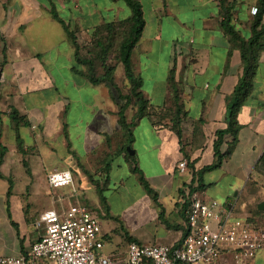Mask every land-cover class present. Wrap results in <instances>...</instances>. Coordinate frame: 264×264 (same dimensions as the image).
Returning <instances> with one entry per match:
<instances>
[{
  "label": "crops",
  "instance_id": "obj_1",
  "mask_svg": "<svg viewBox=\"0 0 264 264\" xmlns=\"http://www.w3.org/2000/svg\"><path fill=\"white\" fill-rule=\"evenodd\" d=\"M119 1L124 3L123 0H0L1 143L6 147L0 165V256L18 255L28 248L40 234V230L33 227L35 217L56 207L54 202L46 207L31 193L14 188L9 192L7 183L17 173L28 175V170L23 168L24 161L31 165V175L36 173L28 154L32 150L36 157V149L44 150L46 133H64L68 140L67 133L68 142L74 143L78 157L83 156L79 150L94 152L93 157L103 167L95 172L94 179L102 182L109 178L104 190L109 211L100 199L91 203L101 208L106 217L111 215L109 195L120 185L125 186L123 181L113 177L115 160L120 157L127 160L124 155H115L112 137L122 130L114 105L106 106L98 88L85 80H80L82 86L76 87L72 94L62 92V87L69 84L68 80H75L76 74L72 71L73 60L66 62L68 35L60 30L55 23L59 22L51 13L54 7L68 24L76 22L81 28L91 29L104 20L129 17L131 10ZM140 1L146 25L132 52L135 72L143 78L142 89L150 106L162 110L172 100L168 79L175 67L185 116L181 139L171 126H153L145 119H141L133 131L134 143L137 130L148 137L141 147H134L135 154L131 156L136 157L153 189L147 193L149 203L156 205L157 211L154 222L147 220L152 226L139 232L130 227L129 233L131 240L140 244L175 246L183 242L189 230L186 215H183L188 186H197L200 182L196 172L218 161L217 131L228 126L227 105L243 75V61L241 50L233 46L222 27L220 0ZM229 1L235 4L232 11L235 28L248 39L255 17L252 9L258 7L259 0ZM73 6L76 7L74 14ZM52 85L55 91L46 94V86ZM12 108H16L21 117L18 127L10 113ZM237 122V135L229 133L223 137L220 166L202 175L203 187L198 192L207 201L227 203L232 201L233 191H237V196L251 182L258 187L256 182L263 179L264 165L260 160L264 155V48L259 50L253 88L238 111ZM25 152L28 154L24 155ZM182 160L188 162L186 172L177 167ZM116 167L121 168V164ZM74 170L83 180L81 188H86L87 181L98 194L80 168L77 166ZM260 189L264 191V187ZM257 212V216L264 214L259 208ZM102 230L108 242L109 229L102 227ZM218 264L236 262L232 254L225 253ZM246 264H264V249Z\"/></svg>",
  "mask_w": 264,
  "mask_h": 264
},
{
  "label": "rangeland",
  "instance_id": "obj_2",
  "mask_svg": "<svg viewBox=\"0 0 264 264\" xmlns=\"http://www.w3.org/2000/svg\"><path fill=\"white\" fill-rule=\"evenodd\" d=\"M117 1V0H116ZM124 1V0H123ZM121 5L125 6L122 1H119ZM75 6H73L71 12L74 14ZM65 15V14H64ZM121 20L120 19H112L107 21H101L93 28L87 27H79L78 23L76 22H69L71 30H73L78 38V42L82 46L81 54L84 57L92 58L95 62V67L97 73L103 72V68L101 65V61L98 58L99 47L96 42V35L101 39H105L106 34L102 31L100 27L105 25L109 22H116ZM60 30L66 33L63 27L55 22ZM118 24V23H117ZM127 31L126 25H118L116 28V34L113 40V48L109 53V60L112 65H116L118 63V56H119V45L121 38L125 36ZM95 32V33H94ZM67 34V33H66ZM67 59L66 62L68 63L70 58L73 60V64L79 70L85 71L86 67L80 64H77L74 58L73 53V43L72 40L67 37ZM72 66V68L74 67ZM72 71L76 74L75 80H68L69 84L65 87H62V92H66L68 94H72L82 85L80 80H88L78 74L76 71L72 69ZM77 75L83 77L82 79ZM117 82L118 87H114L108 83H101L96 86V90L99 91L100 98H105V105L112 106L114 105L115 112L119 110L121 104L125 101L121 100L119 95L120 93H127L128 92V83L124 78V68L121 65L118 67L117 70ZM89 83V82H88ZM91 84V83H90ZM77 87V89H76ZM55 86H46V94L52 93L55 91ZM173 102L171 101L170 104L165 107V109H156L154 106H150L148 115L135 120V124L133 126V131L141 121V119H145L148 121L149 124L153 126H160L169 125L174 130V111H173ZM137 110L136 102L133 101L132 104L127 109V117L131 120ZM53 126L51 125L52 129ZM121 130V129H120ZM175 131V130H174ZM176 132V131H175ZM66 134V133H65ZM74 138V134H71ZM137 142L130 145L131 149L134 150V147H141L143 141L148 140L146 133H138L136 132ZM115 143V155H125L124 148L125 144L127 143V137L123 131L115 132L112 137ZM184 144L187 143V140H183ZM79 150L81 154H83L82 158L78 157L76 154V149L74 147V143L71 142V145L68 144V140L65 139L64 133L58 134L55 132L46 133V145L44 150H35L36 157H33L32 150L28 154L30 161L32 162V166L36 173L31 175V165L28 163L29 171L28 175L20 176L18 173L14 179H10L8 181V185H11L15 191H21L24 193H31L35 200H38L40 203L45 204L46 207H50L54 202V206L57 208L68 207L71 204H85L90 207L94 212L98 214V217L101 221L103 229H109L110 238L107 242L105 250L112 249V250H127L128 243L131 241V236L129 233L130 227H132L136 232L144 230L146 227L152 226V221L154 222L156 217L157 207L156 205H151L149 203V195L147 193L148 189L142 185L140 182V175L139 173H135L133 171V165L137 162L136 157H128L127 160L124 159H116L115 160V168L113 172L114 179L118 181H123L124 185H120L117 189H115L110 195V202H111V215L106 217L107 215H103V210L97 206H94L92 202H97L100 198L99 195L96 193L95 189L88 186V182L85 181L84 185L86 188L84 190L81 188V184L83 180L80 179L79 175L75 172V168L78 166L82 173L83 170L81 167H85L92 176L96 175L95 172L101 170V167L98 162L97 158L93 157V151L91 149H87V151ZM40 152H43L42 155H39ZM26 152L24 155H27ZM34 159V161H33ZM26 162V161H24ZM80 164H83L80 166ZM118 164H121V168L116 167ZM26 165L24 164V167ZM64 169H70L73 172V184L61 188H52L49 184L48 175L51 172L61 171ZM25 171V170H24ZM39 172V173H38ZM30 174V175H29ZM85 174V173H84ZM87 180L92 183L90 178L85 174ZM209 176V173L207 174ZM262 178L260 181L256 183L259 184L258 187L255 183L251 182L246 186L244 189L240 191V193L236 196L237 191H233L230 195L232 197L233 202H235V209L234 214L235 216L246 219L251 218L253 219L259 226L264 227V214H260L257 212L258 206L261 203V200H264V191L260 189V186L264 187V173H262ZM25 177V178H24ZM28 177V178H27ZM44 179L43 181H39L40 179ZM209 181V179H206ZM88 186V187H87ZM212 191L209 190L207 195ZM142 210V213L140 212ZM159 210V208H158ZM257 217V218H256ZM38 218L35 217L34 223L37 221ZM150 220L149 223L147 220ZM36 228L35 225H33Z\"/></svg>",
  "mask_w": 264,
  "mask_h": 264
},
{
  "label": "built area",
  "instance_id": "obj_3",
  "mask_svg": "<svg viewBox=\"0 0 264 264\" xmlns=\"http://www.w3.org/2000/svg\"><path fill=\"white\" fill-rule=\"evenodd\" d=\"M256 14L257 7L252 9ZM188 170L187 160L177 165ZM52 188L73 184L70 169L48 175ZM235 202L207 201L198 191L189 198V230L179 245L129 241L125 253L107 252L98 214L85 204L52 207L35 226L39 237L18 255L0 256V264H218L230 253L236 264H246L264 249V227L234 214Z\"/></svg>",
  "mask_w": 264,
  "mask_h": 264
},
{
  "label": "trees",
  "instance_id": "obj_4",
  "mask_svg": "<svg viewBox=\"0 0 264 264\" xmlns=\"http://www.w3.org/2000/svg\"><path fill=\"white\" fill-rule=\"evenodd\" d=\"M126 5L131 10V15L127 18L121 19L116 22H109L100 27L103 32H105V39H101L100 36H97V45L99 47L98 58L101 61V65L103 68V72L97 73L95 62L92 58L84 57L81 54L82 46L78 42V38L73 30H71L70 25L65 22L58 14V11L53 7L51 8V13L53 17L62 24L67 35L72 40L74 46V58L77 64L83 65L86 67L85 71L79 70L75 66L72 68L78 74L84 76L89 83L92 85H98L101 83H108L114 87H118L117 82V70L120 65L124 68V78L128 83V92L120 93L119 97L121 100L125 101L120 105L119 110L117 112L118 115V123L121 130L125 133L127 137V143L124 148V152L126 158L133 157L129 154L127 150V146L131 145L134 141V133L133 126L135 124V120L140 119L149 113L150 109V101L145 96L142 86H143V78L135 72L134 64L132 60V52L138 42L140 41L144 27L146 25V20L144 17V11L142 7V3L140 0H124ZM222 7V27L226 34L230 37V40L233 43L234 47H237L241 50V56L243 61V75L236 85L232 98L227 105V121L228 126L225 129L217 131V140L215 142V151L218 156V161L214 164L207 165L203 167L201 170L196 172V176H198L199 184L197 186L190 184L187 188V200L185 203L186 212H183V215H186L187 218V210L189 208V198L195 192L203 187V183L201 182L202 175L205 171L215 169L220 166L222 161V154L220 151V145L222 143L223 137L226 134L237 135V131L239 129V125L237 122V114L245 99L249 96L253 88V78L256 74L257 66H258V55L259 50L264 48V0H259L257 12L251 24L252 35L247 39L241 35V33L235 28L233 23V9L234 2L229 0H220ZM118 25H126L127 31L125 36L121 38L119 45V56L118 63L116 65H112L109 60V53L113 48V40L116 34V28ZM169 84L172 88V102H173V111H174V130L178 134V136L182 137V129L181 123L184 119L185 112L183 111L182 105L180 103L179 90L175 80V67L172 68L169 76ZM118 85V86H117ZM135 101L137 105V110L135 116L129 120L127 117V109ZM11 115L16 125L18 127L20 123L21 117L19 116V112L16 108L11 109ZM28 124V123H25ZM18 129V128H17ZM2 137V120H1V112H0V165L3 162L4 154L6 152V147L1 143ZM66 137H69L66 133ZM236 139V138H235ZM71 145L70 142H68ZM21 149V144L19 145ZM261 164L264 165V155L260 160ZM29 171L28 163L24 162ZM190 167H193V164H189ZM108 166V165H107ZM84 173L90 178L92 183L95 185L96 190L98 192L100 201L102 204L106 206L109 211V205L107 203V199L104 195V190L109 182V178L100 180H95L92 174L85 169V167H81ZM109 169L106 171L108 172ZM133 171L135 173H139L141 183L148 189L149 192H153V189L145 179L143 171L138 166V164L133 165ZM0 176L2 173L0 171ZM12 188V182L10 185L9 192Z\"/></svg>",
  "mask_w": 264,
  "mask_h": 264
},
{
  "label": "water",
  "instance_id": "obj_5",
  "mask_svg": "<svg viewBox=\"0 0 264 264\" xmlns=\"http://www.w3.org/2000/svg\"><path fill=\"white\" fill-rule=\"evenodd\" d=\"M0 78H1V72H0ZM127 150H128V152H129L130 155H134V154H135V151L132 150L130 146L127 147ZM258 208H259L260 210H264V202H261V203L259 204Z\"/></svg>",
  "mask_w": 264,
  "mask_h": 264
}]
</instances>
